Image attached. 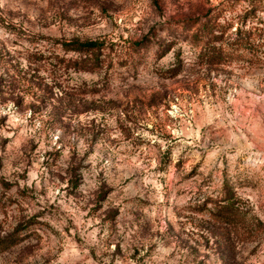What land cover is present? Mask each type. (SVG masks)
Here are the masks:
<instances>
[{
	"label": "rangeland",
	"instance_id": "obj_1",
	"mask_svg": "<svg viewBox=\"0 0 264 264\" xmlns=\"http://www.w3.org/2000/svg\"><path fill=\"white\" fill-rule=\"evenodd\" d=\"M253 25L264 0H0V264H264Z\"/></svg>",
	"mask_w": 264,
	"mask_h": 264
},
{
	"label": "trees",
	"instance_id": "obj_2",
	"mask_svg": "<svg viewBox=\"0 0 264 264\" xmlns=\"http://www.w3.org/2000/svg\"><path fill=\"white\" fill-rule=\"evenodd\" d=\"M218 14H220V12ZM231 27H232L231 22H220L218 17L217 18L212 17L207 22H202L200 28L198 29V32H197L198 38L201 37L203 39H206L208 40L209 43L211 42L220 43V46L218 47L213 46L212 51L215 53L212 56V61L230 58L231 52L227 51L228 49L232 50L233 48L236 50L238 47H242L243 41H241L242 39L241 37L240 38L238 37L235 40H232V38L231 39L226 38L228 29H230ZM263 30H264L263 27L258 26V25H253L251 30L249 29L245 32L244 40H245V43L248 45L247 47H250L253 50H259V48H261L264 45V31ZM239 33H242L241 29L238 30L237 34ZM100 47H101V43L97 40H90V41L75 40L74 46L71 48H66V50H72V49L92 50V49H97V48L99 49ZM95 65L93 67H95ZM83 69L86 70L87 68H83ZM226 200L227 199L225 198L223 202ZM230 200H227L225 203L218 202L216 203V208L210 209L214 219L215 218L220 219V218L226 217L227 215L225 213L237 212L239 215L244 214V211L240 209L239 206L236 208V202H233L235 200L232 198H230ZM227 219L229 222L226 221V224L228 225L229 223L231 224L230 220H232V215L231 217H228ZM246 231L248 232V236L246 237L247 239H249L250 237L251 239H254L256 237L257 232L254 229H251V230L246 229Z\"/></svg>",
	"mask_w": 264,
	"mask_h": 264
}]
</instances>
